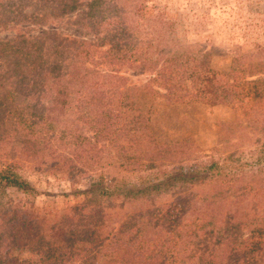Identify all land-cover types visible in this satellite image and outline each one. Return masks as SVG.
Wrapping results in <instances>:
<instances>
[{
	"label": "trees",
	"instance_id": "obj_1",
	"mask_svg": "<svg viewBox=\"0 0 264 264\" xmlns=\"http://www.w3.org/2000/svg\"><path fill=\"white\" fill-rule=\"evenodd\" d=\"M9 1L13 0H4ZM85 1L54 0L53 7L52 0H21L22 4L31 6L34 13L43 16L53 15V11L54 19L75 16L80 32L87 31V23L97 38L96 46L107 47L97 55L109 68L107 72H100L88 66V61L94 57V52L89 51V42L66 41L55 32L42 33L43 36H54L51 48L53 58L46 56L42 49L39 57L32 58L30 54L38 49L36 41L0 43V158L8 157L5 153L10 146L19 144L20 128L26 117L22 114L16 117L18 121L10 120L15 111H22L20 106L13 105L25 101L24 106H39L38 102L45 98V92L54 87V109L60 107L62 111L76 104V110L70 111L86 120L93 138H102L105 148L111 147L107 152L108 160H117L120 152L130 160L131 149H134L132 159L135 162L127 166L149 170L138 178L137 184L107 180L106 176L79 186L72 182L74 197L100 202L116 201L123 206L140 196L171 190L178 185L219 184L221 180L229 183L239 178L237 175L248 162L235 159L233 155L207 162L197 159L176 161V146L156 144L143 114L137 110L138 113L133 116L130 111L129 94L134 95L136 87L119 86L124 78L118 75V70L126 67L135 70L138 65L146 64L154 76L149 83L164 89L168 97L179 92L183 97L190 95L206 103L235 105L264 99V78L253 81L252 95L244 90L236 91L242 85L241 73L245 69H255L252 66L254 63L244 68L240 64L244 58H236L228 74L214 72L204 68L206 65L203 62H191L187 55L177 50L165 54L163 51L168 44L164 36L166 32H172L171 26L167 27L161 19L162 15L153 16L144 5L133 6L131 0V15L128 18L121 0ZM2 4L3 0L0 6ZM101 4H107V7L100 9ZM143 27L147 43L138 47L142 44L137 43L134 33L139 28L142 33ZM140 50L143 53L138 54ZM255 65L257 69L263 66L257 62ZM256 71L250 75L254 77ZM187 82L190 86L188 92L184 90ZM134 145L135 148H132ZM136 151L140 153L137 159ZM254 159L256 166L264 162V142ZM153 161H157L158 165L154 166ZM121 167L122 164L118 165V168ZM158 167L162 169L158 171ZM114 169L116 167L110 165L108 172L114 174ZM8 188L21 192L30 201L32 210L41 196L40 191L22 177L14 163L0 162V190ZM232 188L227 187L229 190ZM222 201V193H216L208 197L200 196L186 206L180 205L182 212L186 207L195 211H189L177 220L179 224L174 232H169V236L162 235L163 230L157 227L144 232L139 225L123 218L121 211L108 213L101 208L77 205L57 216L54 237L48 239L46 248L38 250L41 257L37 261H20L14 256V251L17 246L23 245L28 236L30 245L42 239L38 225L28 227L26 222L19 228H10V234H0V264H264V250L261 251L259 245L256 244V249H248L249 244L245 247V240L241 241L243 244L235 240L238 234H233L234 215L230 217L229 213L224 216L214 212V216L209 212L212 206ZM166 205L168 210H179L177 202ZM198 207L201 211L197 210ZM162 211L160 208L154 210V217L161 218ZM195 214H199V221H186ZM255 234L261 237L264 231Z\"/></svg>",
	"mask_w": 264,
	"mask_h": 264
},
{
	"label": "rangeland",
	"instance_id": "obj_2",
	"mask_svg": "<svg viewBox=\"0 0 264 264\" xmlns=\"http://www.w3.org/2000/svg\"><path fill=\"white\" fill-rule=\"evenodd\" d=\"M52 1L54 7V0ZM121 1L129 18L131 0ZM132 1L133 6L144 5L153 16L162 15L161 19L166 26H171L172 32H166L164 36L170 46L168 48L166 45L167 49L163 51L165 54L177 50L187 55L191 62H203L206 65L204 68L208 67L221 74H228L233 68L234 60L243 57L241 66L247 68L254 63L252 66L255 69H245L241 73L242 85L236 88L237 92L244 90L252 95L253 81L264 78V0ZM102 7H107V4H101L99 8ZM52 14L43 16L41 13H34L33 8L22 4L21 0L9 3L3 0L0 6V43L36 41L38 49L30 54L32 58L39 57L41 49L46 56L53 58L51 48L54 46V36H43L42 33L55 32L66 41L89 42V51L94 52V57L88 61V66L107 72L109 67L97 55L107 47L96 46L97 38L93 36L92 28L86 23L87 31L80 32L75 16L54 19V11ZM106 18L108 19L107 16ZM129 22L132 23V20ZM144 31L143 27L142 33L140 28L134 33L138 38L137 43L142 44L138 47L147 43ZM141 52L143 50L138 54ZM256 62L263 66L257 69ZM255 70L256 75L252 77L250 74ZM118 71V75L124 78L119 86L136 87L134 95L129 94V108L133 116L138 112L143 114L156 144L176 146L177 149L174 150L177 155L174 154V160L187 162V159H197L207 162L230 154L235 159L248 162V165L237 175L239 178H234L235 181L229 183L221 180L219 184L209 182L191 187L178 185L171 190L140 196L138 200L123 206L116 201L100 202L74 197L72 182L79 186L106 176L107 180L137 184L138 178L149 170L127 166L128 163L135 162L132 159L134 149H131L130 160L121 152L117 160H108L107 152L111 147L106 149L102 138H93L86 120L70 111L76 110V104L71 102L73 105L62 111L59 110L60 107L54 109L53 87L45 92V98L38 102L39 106H24L25 101L14 104L13 106H20L22 111H15L12 114L14 116L9 117L10 120L18 121L17 116L26 115L20 128L19 144L16 147L10 146L5 153L8 157L0 158V162L14 163L22 177L41 193L32 210L30 201L21 192L11 188L0 190V234H10V228H19L26 222L28 227L35 228L38 225V231L42 234V239L33 245H30L29 236L26 237L23 245L16 247L14 256L24 262L37 261L41 257L38 250L46 248L48 239L54 237L57 216L77 205L101 208L108 213L121 211L123 218L127 221L130 219L129 223L139 225L144 232L157 227L163 230L162 235L169 236V232H174L175 226L179 224L177 220H181L187 212L195 211L187 210L186 207L182 212L180 205L186 206L200 196L208 197L216 193H222L223 201L212 206L209 212L212 215L214 212L224 216L229 213L230 217L234 215L236 221L233 223V234H238L235 240L240 244L245 240L244 245L248 247L249 244L248 249H256L257 244L263 251L264 235L257 237L255 233L264 231V162L261 166H256L254 158L264 142V99L260 102L256 100L230 105L224 102L206 103L190 95L183 97L179 92L168 97L164 89L155 83H149L154 76L148 65L141 64L135 70L126 67ZM185 89L187 92L190 90L189 82L184 84ZM139 154L136 151V159ZM114 162L116 163L113 164ZM153 162L154 166L158 165L157 161ZM121 164L122 167L118 168ZM110 165L116 167L114 174L108 172ZM156 169L159 171L162 168ZM228 186L233 188L229 190ZM176 202L179 210L167 209L166 204ZM157 208L163 210L158 219L154 217V210ZM197 210L201 211L199 207ZM186 221H199V214Z\"/></svg>",
	"mask_w": 264,
	"mask_h": 264
}]
</instances>
